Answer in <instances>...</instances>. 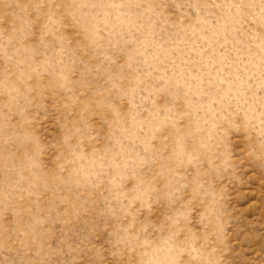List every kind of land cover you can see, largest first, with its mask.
Listing matches in <instances>:
<instances>
[{
    "label": "clouds",
    "instance_id": "obj_1",
    "mask_svg": "<svg viewBox=\"0 0 264 264\" xmlns=\"http://www.w3.org/2000/svg\"><path fill=\"white\" fill-rule=\"evenodd\" d=\"M0 264H264V0H0Z\"/></svg>",
    "mask_w": 264,
    "mask_h": 264
},
{
    "label": "rangeland",
    "instance_id": "obj_2",
    "mask_svg": "<svg viewBox=\"0 0 264 264\" xmlns=\"http://www.w3.org/2000/svg\"><path fill=\"white\" fill-rule=\"evenodd\" d=\"M257 194L252 193V192H248V191H240L236 194V198L237 200H239L240 202H244V204L251 202L252 200L256 199L255 196ZM243 206V204H242ZM255 205H249L248 207H246L245 209H243L242 211L246 214L247 212L251 211L252 208H254Z\"/></svg>",
    "mask_w": 264,
    "mask_h": 264
}]
</instances>
